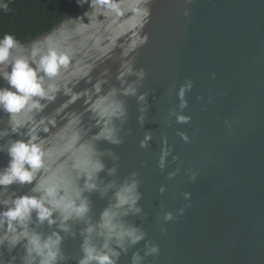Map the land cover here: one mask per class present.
<instances>
[{
  "label": "water",
  "instance_id": "1",
  "mask_svg": "<svg viewBox=\"0 0 264 264\" xmlns=\"http://www.w3.org/2000/svg\"><path fill=\"white\" fill-rule=\"evenodd\" d=\"M108 3H119V14L97 4L22 45L30 54L33 45L53 44L69 54L68 65L52 81L56 99L18 114L17 131L0 110V170L10 144L29 132L49 153L32 183L0 186V211L5 200L40 196L32 191L40 180L57 200L78 206L86 199L83 218L73 213L62 221L57 213L50 225L33 212L29 231L63 238L60 264H78L85 236L97 248L108 243L120 251L117 264H132L149 242L160 252L141 264H264V0ZM188 80L193 88L182 108L178 92ZM181 115L188 121L178 122ZM106 130L120 143L106 139ZM91 159L105 167L88 181ZM89 182L96 188L87 189ZM133 183L135 207L121 205L117 194ZM105 210L115 231L139 229L145 239H124L127 251L119 248L102 227ZM166 213L175 218L165 221ZM22 254V247L13 253Z\"/></svg>",
  "mask_w": 264,
  "mask_h": 264
},
{
  "label": "clouds",
  "instance_id": "2",
  "mask_svg": "<svg viewBox=\"0 0 264 264\" xmlns=\"http://www.w3.org/2000/svg\"><path fill=\"white\" fill-rule=\"evenodd\" d=\"M97 3L109 11L119 14V3L109 4L108 0H97ZM0 7L5 11L8 10V4L4 3L3 0H0ZM150 11V9H145L146 17L149 16ZM147 39L145 36L142 43L147 42ZM68 56L67 52L53 44H49L47 50L33 45L30 54H25L24 46L14 35L5 33L0 38V77L8 84V87L0 88V110L9 115V122L13 131L23 127L17 118L18 114L42 111L46 107L42 101L50 102L56 99L59 88L52 81H55L61 71L67 67ZM127 70L128 72L132 71L131 67ZM139 75L143 77L144 71L141 70ZM192 88L193 81L188 80L179 89L178 96L181 99L182 108L186 106L185 94ZM128 92L134 95L135 89L129 88ZM140 99L144 100V96H141ZM120 107L121 114H123L122 105ZM188 119V117L181 115L178 117V122H187ZM27 135L28 139L15 140L8 147L9 161L0 170V186L7 187L13 183H32L38 173L45 168L49 153L44 142L32 132ZM102 135L112 143H120L111 130H106ZM181 135L185 141H188L187 135L183 133ZM104 167L105 165L101 160L91 159L84 171L87 180L91 181L96 174L104 170ZM112 172H115V168L110 170V174ZM190 180L195 181L196 174H193ZM86 188L92 190L96 188V185L89 182L86 184ZM135 188L136 185L133 183L117 194L121 205L129 204L131 207H135L136 201L139 199V196L135 194ZM32 191L42 194L38 197L24 195L13 201H3L5 208L0 211V264H60L66 259L61 247L63 238L57 233L45 238L39 233L29 231L33 212H35L39 222L47 221L51 225L56 223L53 217L57 213L62 217V221H67L73 213L78 218H83L89 211V204L86 199L81 200L78 206L57 200L53 188L45 185L43 180H40ZM190 197L191 193H185V199L190 200ZM187 207H191V204L189 203ZM135 211L139 212L140 209L136 208ZM185 211L186 209H181L180 214L183 215ZM102 216L104 221L102 227L110 233L109 238L114 235L117 246L125 252L127 248L122 243L124 239H128L133 245L145 239V233L139 229L115 231L116 225L112 224V214L109 210H105ZM174 218L172 213H166L164 216L165 221H171ZM60 228L68 231L63 222L60 223ZM93 230L92 227H88L86 232L91 233ZM162 230L167 231L166 228H162ZM18 247H22L23 254L13 255ZM81 251L83 256L78 264H117L121 255L120 251L110 247L108 243H105L102 248H97L87 236L81 245ZM159 252V244L149 242L145 245L143 256L139 252L133 255L132 264H141L146 257L157 256Z\"/></svg>",
  "mask_w": 264,
  "mask_h": 264
},
{
  "label": "trees",
  "instance_id": "3",
  "mask_svg": "<svg viewBox=\"0 0 264 264\" xmlns=\"http://www.w3.org/2000/svg\"><path fill=\"white\" fill-rule=\"evenodd\" d=\"M113 0H108L111 2ZM8 10L0 7V38L5 33L15 36L21 45L53 28L70 14L97 5V0H3Z\"/></svg>",
  "mask_w": 264,
  "mask_h": 264
}]
</instances>
